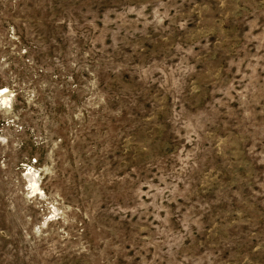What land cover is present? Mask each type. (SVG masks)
I'll return each mask as SVG.
<instances>
[{"label":"rangeland","instance_id":"1","mask_svg":"<svg viewBox=\"0 0 264 264\" xmlns=\"http://www.w3.org/2000/svg\"><path fill=\"white\" fill-rule=\"evenodd\" d=\"M3 88L0 264H264V0H0Z\"/></svg>","mask_w":264,"mask_h":264},{"label":"bare ground","instance_id":"2","mask_svg":"<svg viewBox=\"0 0 264 264\" xmlns=\"http://www.w3.org/2000/svg\"><path fill=\"white\" fill-rule=\"evenodd\" d=\"M10 91L6 88L0 89V102L1 104H8V102L10 101L11 97L10 96ZM10 103V102H9ZM9 105V104H8ZM3 106V105H2ZM6 106V105H5ZM29 173V172H28ZM31 176V175H30Z\"/></svg>","mask_w":264,"mask_h":264}]
</instances>
